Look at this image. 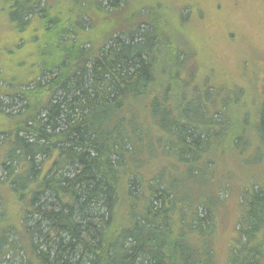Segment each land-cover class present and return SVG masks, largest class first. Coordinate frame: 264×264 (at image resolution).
<instances>
[{"label":"trees","instance_id":"16d2710c","mask_svg":"<svg viewBox=\"0 0 264 264\" xmlns=\"http://www.w3.org/2000/svg\"><path fill=\"white\" fill-rule=\"evenodd\" d=\"M228 1L230 53L204 73L180 37L195 4L0 0L19 57L0 71V264H264V28L241 47Z\"/></svg>","mask_w":264,"mask_h":264},{"label":"rangeland","instance_id":"374dc122","mask_svg":"<svg viewBox=\"0 0 264 264\" xmlns=\"http://www.w3.org/2000/svg\"><path fill=\"white\" fill-rule=\"evenodd\" d=\"M180 4H195L199 7L200 12H196L193 14L192 19L187 22L184 31L181 33V39H185L186 42L191 45L193 49L199 50V63L204 67V73L208 70V72H212V68H218L223 66L225 62L222 58L229 55V47L222 45L223 42L221 40V35H219L218 24L215 20V15L213 10L218 14L217 5L225 2V5H222L224 12L230 8L228 0H178ZM251 1V2H250ZM241 9L242 15L245 17V28L241 31L240 38V46L248 49L249 51L252 49V45L250 42V37L252 35L247 34L246 30L250 31L253 29L256 24L262 28H264V12L260 11L256 15V4L254 0H238ZM223 13V12H219ZM5 30H8L5 26H3V22L0 19V71H5V69L12 70L15 69L19 60V57H15V51L9 50L10 45H8V37L11 36L9 34H5ZM254 35V33H253ZM256 46V45H255ZM8 48V49H7ZM238 46L231 48V51L234 52ZM26 50V49H25ZM256 52V49H254ZM27 51V50H26ZM237 52V50H236ZM220 53L222 56H220ZM254 59H258L256 54H254ZM244 59V57H240ZM264 61V55L262 54V58H259ZM259 59L257 61H259ZM231 67L235 68V65H240L241 61L230 60ZM258 65L263 66L262 63H258ZM19 106L15 107L14 110H17ZM10 111V110H9ZM264 166V165H263ZM264 168V167H263ZM222 169V165H220L219 170ZM247 174H253L256 171L253 170L252 167L248 166L244 170ZM234 181L237 182L236 178H233ZM240 180V179H239ZM222 195L228 198L227 203L225 204L226 210L222 214V223L221 230L222 235L219 239L221 242H225L228 238H230L233 228L236 223L237 214V194L238 188L236 183H234L231 189H223Z\"/></svg>","mask_w":264,"mask_h":264}]
</instances>
